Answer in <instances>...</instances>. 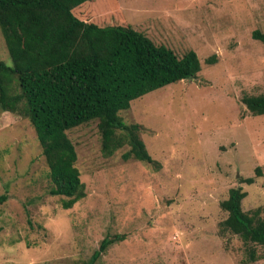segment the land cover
I'll return each mask as SVG.
<instances>
[{"label":"rangeland","instance_id":"374dc122","mask_svg":"<svg viewBox=\"0 0 264 264\" xmlns=\"http://www.w3.org/2000/svg\"><path fill=\"white\" fill-rule=\"evenodd\" d=\"M74 13L100 26H132L179 55L194 49L202 70L120 112L141 124L158 169L125 160L129 145L105 155L98 120L67 130L86 188L68 209L66 197L49 193L34 126L2 112L0 194L9 198L0 205V264H76L115 235L124 238L98 264H244L246 244L223 229L220 203L242 186L243 209L264 219V115L242 100L264 92V43L252 36L264 32V0H88ZM0 61L12 64L1 28ZM249 176L253 184L241 182Z\"/></svg>","mask_w":264,"mask_h":264},{"label":"trees","instance_id":"16d2710c","mask_svg":"<svg viewBox=\"0 0 264 264\" xmlns=\"http://www.w3.org/2000/svg\"><path fill=\"white\" fill-rule=\"evenodd\" d=\"M88 0H0V28L12 64L0 61V114L18 112L34 126L49 167V193L64 196L68 209L86 196L85 183L76 166L78 154L67 130L98 120L102 150L107 156L129 145L123 158H134L156 169L160 162L150 154L140 136L139 123H127L120 115L133 100L189 78L202 70L196 50L179 55L165 44H156L132 26L83 20L74 9ZM252 36L264 43V32ZM214 54L207 63L217 61ZM243 103L252 115H264V92L246 94ZM255 176L241 178L253 184ZM248 192L242 186L229 189L220 205L228 216L224 230L246 244L244 264L264 258V219L259 209H243ZM9 198L0 194V205ZM124 235L105 237L85 261L98 264Z\"/></svg>","mask_w":264,"mask_h":264}]
</instances>
